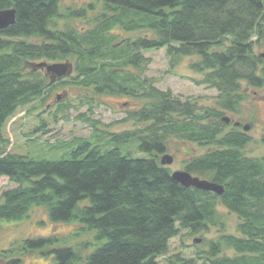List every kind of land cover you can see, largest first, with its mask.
Wrapping results in <instances>:
<instances>
[{"label":"trees","instance_id":"trees-1","mask_svg":"<svg viewBox=\"0 0 264 264\" xmlns=\"http://www.w3.org/2000/svg\"><path fill=\"white\" fill-rule=\"evenodd\" d=\"M97 2L102 8L92 27L79 31L56 28L61 0H0V10L16 9V22L0 30V144L12 114L59 87L139 99L128 118L145 124L110 134L107 146L71 142L58 159L6 152L0 145V177L17 185L2 194L0 230L3 221L30 218L35 207L45 208L52 222L81 224L66 235L23 239L1 260L21 264L35 252L51 256L53 264H160L181 230L209 232L221 203L239 217L240 235L211 241L205 264H264V156H246L251 137L239 126L226 131L223 120V111H238L246 96L242 81L264 87V59L252 41L255 34L263 37L264 0H96L70 9L67 17L88 18ZM117 25L126 32L147 28L152 35L119 39L112 33ZM162 48L173 57L200 56L192 67L205 75L202 84L218 91L215 106L183 101L145 76L150 59L144 51ZM72 57L75 75L55 83L41 70L24 69ZM135 138L147 157L122 152L121 144ZM172 138L210 148L185 158V169L223 185L222 194L173 179L160 156ZM224 244L234 256L223 255ZM175 257L177 264H192Z\"/></svg>","mask_w":264,"mask_h":264},{"label":"rangeland","instance_id":"rangeland-1","mask_svg":"<svg viewBox=\"0 0 264 264\" xmlns=\"http://www.w3.org/2000/svg\"><path fill=\"white\" fill-rule=\"evenodd\" d=\"M93 1L96 2V0H61L60 16L54 20L56 28L63 30L74 27L83 31L92 27L94 18L102 8L99 2L95 10L88 11V18H69L67 15L70 9L87 7ZM123 13L126 16L135 14L133 11H123ZM262 32L263 37L255 34L252 38L254 52L257 55L264 52V23ZM112 33L117 36L120 34L119 39L152 35L147 28L126 32L119 25ZM144 55L150 59L145 76L151 78L159 89L171 91L174 96L180 97L183 101H196L199 107L215 106L218 91L202 84L205 75L192 67L200 60V56L173 57L166 48L145 50ZM75 61V57L63 61L69 64V73L66 77L75 75ZM41 62L54 63L48 60L34 61L27 63L24 69L41 70L49 77L50 82L55 83L57 76L49 74L45 68L38 67L37 64ZM242 89L246 96L240 103L238 111H223V118H231L226 131L232 130L235 122L241 123L242 131L245 125H250L246 133L252 140L244 148V154L261 158L264 156V87H250L242 81ZM141 104V100L132 96H94L81 88L59 87L46 96L20 107L12 114L2 128L4 141L0 145L6 152L29 155L34 158L58 159L67 154L72 144L76 145L79 140L88 139L94 144L106 145L107 140L112 136L110 134L145 127V124L128 118L129 113ZM139 143V138L124 142L121 144V150L125 154L130 153L132 157H147L148 154L139 148ZM54 145L63 146L54 148ZM209 149L184 139L172 138L169 141V150L165 154L173 156L174 160L167 166L172 172L185 170V158L203 154ZM163 155H160L161 158ZM16 186L7 177H0V202L3 192ZM218 210L216 223L211 225L209 232L193 233L189 229H183L172 238L169 252L158 258L160 264H177L178 260L175 257L177 255L179 260H187V262L192 260V264H205L211 241L217 242L223 235H240L237 229L239 217L229 212L221 203ZM2 226L0 264H6L5 260H1L2 253L23 239L40 235H66L80 229L81 224L77 221L52 222L45 208L35 207L30 218L23 221H3ZM74 238L78 237L74 236ZM85 238H90V235L82 236V239ZM76 241L77 239L74 242ZM222 249L223 255H235L234 249L225 244L222 245ZM52 259L51 256L30 252L23 257L21 264H53Z\"/></svg>","mask_w":264,"mask_h":264},{"label":"water","instance_id":"water-1","mask_svg":"<svg viewBox=\"0 0 264 264\" xmlns=\"http://www.w3.org/2000/svg\"><path fill=\"white\" fill-rule=\"evenodd\" d=\"M16 22V9H2L0 10V30L5 29L8 26L14 24ZM260 56L264 59V52L260 54ZM38 67H43L47 70L49 74L55 75L57 77H64L69 73V64L67 62H41L37 64ZM223 120L229 123L231 118L224 117ZM240 122H235V126H239ZM250 129V125H245L244 130L248 131ZM174 158L169 154H164L161 158V163L163 165L172 164ZM172 177L182 185L186 187L194 186L198 189L207 190L216 192L218 194H222L225 190L224 186L218 184L216 182L210 181L205 178H201L197 175H193L188 170H176L172 172ZM199 241V240H198Z\"/></svg>","mask_w":264,"mask_h":264},{"label":"bare ground","instance_id":"bare-ground-1","mask_svg":"<svg viewBox=\"0 0 264 264\" xmlns=\"http://www.w3.org/2000/svg\"><path fill=\"white\" fill-rule=\"evenodd\" d=\"M43 68V67H42Z\"/></svg>","mask_w":264,"mask_h":264}]
</instances>
